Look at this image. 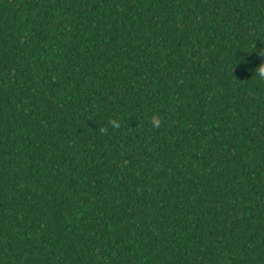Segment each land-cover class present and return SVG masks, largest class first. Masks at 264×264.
<instances>
[{
  "label": "trees",
  "instance_id": "1",
  "mask_svg": "<svg viewBox=\"0 0 264 264\" xmlns=\"http://www.w3.org/2000/svg\"><path fill=\"white\" fill-rule=\"evenodd\" d=\"M261 65L264 0H0V264H264Z\"/></svg>",
  "mask_w": 264,
  "mask_h": 264
},
{
  "label": "clouds",
  "instance_id": "2",
  "mask_svg": "<svg viewBox=\"0 0 264 264\" xmlns=\"http://www.w3.org/2000/svg\"><path fill=\"white\" fill-rule=\"evenodd\" d=\"M258 75L261 78H264V65H261L258 69H257ZM154 123H158V120H154Z\"/></svg>",
  "mask_w": 264,
  "mask_h": 264
}]
</instances>
